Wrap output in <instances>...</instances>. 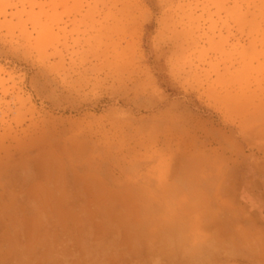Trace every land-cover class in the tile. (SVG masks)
I'll list each match as a JSON object with an SVG mask.
<instances>
[{
  "label": "rangeland",
  "instance_id": "374dc122",
  "mask_svg": "<svg viewBox=\"0 0 264 264\" xmlns=\"http://www.w3.org/2000/svg\"><path fill=\"white\" fill-rule=\"evenodd\" d=\"M45 168L124 211L135 260L216 257L217 221L260 207L245 181L264 191V0H0V216Z\"/></svg>",
  "mask_w": 264,
  "mask_h": 264
},
{
  "label": "crops",
  "instance_id": "0c3cea01",
  "mask_svg": "<svg viewBox=\"0 0 264 264\" xmlns=\"http://www.w3.org/2000/svg\"><path fill=\"white\" fill-rule=\"evenodd\" d=\"M31 171L22 177L25 189L17 195L15 212L0 216V245L22 246L9 252L11 258L16 259L21 252L25 264H114L115 260L121 264H190L191 259L179 256L176 248H168L170 252L163 255V249L142 247V243L135 260L129 245H118L119 237L127 235L129 229L123 210L119 208L114 213L109 203L82 206L83 198H94L96 193L68 190L66 179L62 188H53L58 179L48 178L47 168L37 178ZM245 182V197L261 203L260 207L233 208L228 211L231 221H217L218 230L227 237L215 242L217 256L206 255L200 259L201 264H264V224L260 227L252 216L264 214V191L254 192ZM106 194V198H111L115 193ZM66 198L78 199L79 206H67ZM171 224L177 226V221ZM98 226L103 234L83 247L84 235H90Z\"/></svg>",
  "mask_w": 264,
  "mask_h": 264
}]
</instances>
